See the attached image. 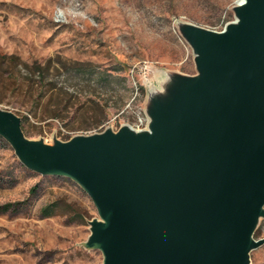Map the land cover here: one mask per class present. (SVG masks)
<instances>
[{"label":"water","instance_id":"1","mask_svg":"<svg viewBox=\"0 0 264 264\" xmlns=\"http://www.w3.org/2000/svg\"><path fill=\"white\" fill-rule=\"evenodd\" d=\"M223 29L180 20L196 73L150 87L136 128L28 137L0 108V136L21 163L67 177L99 217L82 244L102 264H251L264 244V0H241Z\"/></svg>","mask_w":264,"mask_h":264},{"label":"rangeland","instance_id":"2","mask_svg":"<svg viewBox=\"0 0 264 264\" xmlns=\"http://www.w3.org/2000/svg\"><path fill=\"white\" fill-rule=\"evenodd\" d=\"M238 1L0 0V108L47 142L146 126L149 88L169 72L196 73L179 21L221 30ZM95 217L76 182L28 169L0 136V264H102V252L82 244ZM255 237H264V218ZM251 264H264V244Z\"/></svg>","mask_w":264,"mask_h":264},{"label":"trees","instance_id":"3","mask_svg":"<svg viewBox=\"0 0 264 264\" xmlns=\"http://www.w3.org/2000/svg\"><path fill=\"white\" fill-rule=\"evenodd\" d=\"M24 65L26 66V67H29V64L28 63H24ZM37 70L40 72V73H43L44 74V70H45V68L44 67H42V65L40 64V63H37ZM54 205H49V206H47V207H44L43 209H42V215H44V216H49V215H51V212L53 211V207ZM258 230V229H257ZM257 232V231H256Z\"/></svg>","mask_w":264,"mask_h":264},{"label":"built area","instance_id":"4","mask_svg":"<svg viewBox=\"0 0 264 264\" xmlns=\"http://www.w3.org/2000/svg\"><path fill=\"white\" fill-rule=\"evenodd\" d=\"M143 126H145V124H144V121L141 120L137 127H138V128H141V127H143Z\"/></svg>","mask_w":264,"mask_h":264},{"label":"bare ground","instance_id":"5","mask_svg":"<svg viewBox=\"0 0 264 264\" xmlns=\"http://www.w3.org/2000/svg\"><path fill=\"white\" fill-rule=\"evenodd\" d=\"M241 0H239L238 2H240Z\"/></svg>","mask_w":264,"mask_h":264}]
</instances>
